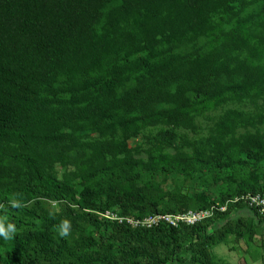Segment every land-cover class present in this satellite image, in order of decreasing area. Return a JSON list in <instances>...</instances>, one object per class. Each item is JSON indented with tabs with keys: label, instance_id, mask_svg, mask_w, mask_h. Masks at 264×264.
<instances>
[{
	"label": "trees",
	"instance_id": "trees-1",
	"mask_svg": "<svg viewBox=\"0 0 264 264\" xmlns=\"http://www.w3.org/2000/svg\"><path fill=\"white\" fill-rule=\"evenodd\" d=\"M262 125L264 0H0V216L17 229L0 264H217L232 216L264 221L228 202L264 192ZM205 169L237 186L195 197L212 215L194 225L104 217L186 211L188 185L162 189ZM63 220L83 236L58 237Z\"/></svg>",
	"mask_w": 264,
	"mask_h": 264
},
{
	"label": "rangeland",
	"instance_id": "rangeland-1",
	"mask_svg": "<svg viewBox=\"0 0 264 264\" xmlns=\"http://www.w3.org/2000/svg\"><path fill=\"white\" fill-rule=\"evenodd\" d=\"M260 6L258 4H254L250 6L246 13H254L256 12ZM234 108H241L240 106H232ZM230 108L229 106L224 107L222 110ZM222 110L218 111L220 113ZM214 113V112H213ZM212 113V114H213ZM215 114V113H214ZM207 115H210L207 113ZM197 121L201 125V135L205 134L206 128V120L203 118H198ZM260 132L264 133V125L259 127ZM180 135L182 133H185L184 131L178 132ZM191 136V135H189ZM179 140V138H178ZM144 142V136L142 133H137L132 136L129 142V147H133L136 145H142ZM180 143V141H178ZM142 158H144L143 154L141 155ZM60 167L58 169L60 170ZM236 170V169H235ZM259 171L261 173H264V164L260 167ZM232 174L228 170L225 172V175H222L221 178L214 179V175H212L211 170L205 169L203 172H200L199 174H195L192 179L186 180L182 176L175 175L172 177V181H168L166 184L165 189H162L164 192H171L175 190H185L183 189L184 186L188 185V191L186 194V211H180L178 214H182L187 212L188 210L194 209V200L195 197H197L199 194H204L208 199L213 200L221 193H224L226 191H233L232 187H234L235 184H233L228 179V175ZM237 186V184L235 185ZM231 188V189H228ZM148 197L152 198L151 191L147 192ZM156 194V193H155ZM105 199V198H104ZM219 203V202H216ZM169 207H173L174 203L172 201L166 203ZM175 208V207H174ZM48 209L52 212L57 213V209L55 204H48ZM180 209V208H178ZM109 220L111 223L114 221H118L121 219H133L129 216H121L120 210L117 207L111 208L110 211H108ZM102 218V216H100ZM148 217V216H147ZM237 216H232L233 220H230L232 223L231 229H233L230 233L226 235L222 243L218 244L214 248L211 249V254L214 256V261L217 264H264V221L260 222L258 219H255L252 214L245 213L241 214V218L244 217L246 219L244 221V224H240V222L236 220ZM146 218V217H144ZM142 218V219H144ZM103 219V218H102ZM134 220V219H133ZM115 223V222H114ZM219 225H225V223H219ZM131 227H134L130 225ZM84 234H87L84 230ZM83 236V229L78 233H74V236L71 237V234H69L66 238H70L71 242H75L78 239ZM58 237L59 231H58ZM93 237L95 239L98 238L96 234H93ZM4 250V245H0V251ZM195 253L193 252H184L182 254V263L180 264H193L191 262V257ZM181 257V258H182Z\"/></svg>",
	"mask_w": 264,
	"mask_h": 264
},
{
	"label": "built area",
	"instance_id": "built-area-1",
	"mask_svg": "<svg viewBox=\"0 0 264 264\" xmlns=\"http://www.w3.org/2000/svg\"><path fill=\"white\" fill-rule=\"evenodd\" d=\"M229 203L241 202L245 204L248 208H252L258 212L260 216H264V192L262 193H246L241 196L234 197L228 201ZM227 203L219 208V211L223 212L226 210ZM212 215V210L203 211H187L182 214L176 215H155L148 216L144 219H126L129 225L134 227L140 226L144 228H151L159 223H164L172 227H177L180 224L194 225L197 222L202 221L206 217ZM105 218H109L108 212L104 214ZM122 222V220H118Z\"/></svg>",
	"mask_w": 264,
	"mask_h": 264
},
{
	"label": "clouds",
	"instance_id": "clouds-1",
	"mask_svg": "<svg viewBox=\"0 0 264 264\" xmlns=\"http://www.w3.org/2000/svg\"><path fill=\"white\" fill-rule=\"evenodd\" d=\"M8 206L11 209H19L22 207V201L17 198L16 194L10 195L8 198ZM4 206L0 205V209ZM59 235L67 237L71 231V223L68 220L61 221L59 225ZM17 229L14 223L9 222L7 216H0V238L4 241H11L16 235Z\"/></svg>",
	"mask_w": 264,
	"mask_h": 264
}]
</instances>
